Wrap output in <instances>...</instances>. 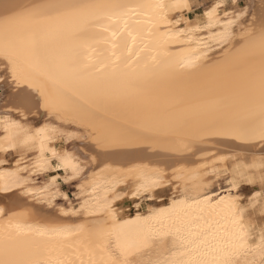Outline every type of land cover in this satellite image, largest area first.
<instances>
[{
    "label": "bare ground",
    "instance_id": "6f19581e",
    "mask_svg": "<svg viewBox=\"0 0 264 264\" xmlns=\"http://www.w3.org/2000/svg\"><path fill=\"white\" fill-rule=\"evenodd\" d=\"M14 2L28 4L31 0ZM94 2L135 5L170 4L173 0ZM256 2L258 11L248 22H244V18L238 22L237 33L241 27L245 30L259 28L264 16V0ZM244 8L248 12L247 6ZM149 19L155 17L130 15L128 29L123 28L122 22H115L113 27L121 30L116 37L102 29L81 35L74 24L45 27L39 49L49 73L61 80L87 78L96 84L93 90L85 91L86 98H90V107L76 114L75 123L63 129L71 135L62 137L65 148L85 168L87 176L77 185L80 196L77 205L69 199L59 202L57 180L54 183H50L51 179L39 181L49 172L36 173L33 168L35 157L29 159L19 150L0 152V160L5 161L0 164V172H15L20 179L16 184L13 182L15 177L0 178V207L22 214L16 217L22 227L74 228L83 224L86 235L93 225L107 227L113 217L117 222H123L135 220L137 216L152 225L156 221L149 217L161 209L169 210L174 200L187 199L191 203L189 197L203 190L202 184L218 177H224L227 182L224 189H231V195L260 201L257 193L264 191L260 184L264 174L260 167L264 164V142L249 130L258 132L262 120L258 111L255 116H249L246 106L234 96L231 87V82L243 80L247 68L241 66L225 81L217 69L221 59L219 52L201 48L200 52H207V55L199 60L190 56L185 59L187 49L174 47L175 43L187 38L186 30L185 35H176L182 25L176 24L172 14L167 27H162L159 22L150 24ZM181 19L191 18L186 14ZM252 20L256 23L252 24ZM18 76L14 77L10 68L6 72L0 62V87L5 92L0 101V146L6 144L3 137L5 120L19 121L30 130L29 135H35L38 127L59 126L47 107L56 85L35 75L27 66ZM96 133L98 144L96 147L89 144L96 148L97 155H94V149L86 147L87 141L91 140L86 137ZM48 135L53 139L51 143L46 142V146L60 151L54 145L56 135L52 132ZM40 139L36 138L37 147ZM83 154L88 155L89 161ZM45 155L50 154L46 152ZM8 156L13 158L11 162ZM25 168L30 171L26 173ZM71 175V168L67 172L61 170L64 179ZM232 180L236 181L234 188L229 183ZM6 183L8 191H4ZM80 184L84 185L83 192ZM164 187L170 189L167 198L155 197L159 192L165 193ZM15 192H21L22 198L6 206L3 198ZM142 198H146L147 209L140 208ZM39 207H45L49 212L44 209L47 214L41 213ZM255 212L251 213V219L257 226ZM169 222L164 220L165 224ZM3 223L0 220V224ZM174 243L168 238L156 241L153 248L135 259L142 264L163 260L171 255Z\"/></svg>",
    "mask_w": 264,
    "mask_h": 264
},
{
    "label": "snow or ice",
    "instance_id": "6c2138e0",
    "mask_svg": "<svg viewBox=\"0 0 264 264\" xmlns=\"http://www.w3.org/2000/svg\"><path fill=\"white\" fill-rule=\"evenodd\" d=\"M242 4L243 0H196V3L173 0L170 4L135 5L94 0H31L28 4L0 0V62L4 64V70L7 72L10 68L16 78L27 66L35 75L56 85L47 107L59 125L38 127L35 135H29L30 130L19 121L5 120L3 137L6 144L0 146V152L19 150L29 159L35 157L33 168L36 173L50 172V183L58 179L56 171L67 172L69 168L72 175L67 180L79 183L85 179V168L76 162L72 153L63 145L60 151L47 147L46 142L51 143L53 139L48 132L54 133L57 140L71 135L63 129L75 123L76 114L90 107V98H86L85 91L93 90L96 84L87 78L61 80L53 77L41 60L40 39L46 26L69 24L76 25L81 35L102 29L116 37L121 30L113 27L115 22H122L123 28L128 29L129 16L138 17L140 14L154 16L155 19L148 22H159L162 27L171 23L169 15L172 14L176 24L182 25L176 35H185V30L188 33L187 38L175 43L174 47L187 49L185 59L190 56L199 60L207 55V52H200L201 48L219 52L221 59L217 69L225 81L241 66L247 68L243 80L231 82V87L234 96L246 106L249 116H255L258 111L262 120L259 130L249 131L264 142V16L259 28L245 30L241 27L237 33L238 22L249 16ZM148 9L151 11H146ZM193 11L200 14L181 19ZM136 22L139 23V19ZM255 23L252 20V24ZM37 137L41 138L38 147ZM46 152L50 155L46 156ZM3 163L5 161L0 160V164ZM260 167L264 173V164ZM23 170L30 171L28 168ZM4 177H15L13 182L20 183L15 172H0V178ZM229 183L233 188L236 186L235 180ZM260 184L264 189V174L260 177ZM200 187L203 190L189 197L191 203L187 199L174 200L169 210L161 209L149 217L156 221L155 224L149 225L139 216L123 222H117L113 217L107 227L93 225L86 235L83 224L74 228L22 227L16 222V217L22 214L0 207V220L4 221L0 224V264H142L135 257L144 255L156 241L166 238L175 242L171 255L148 264H264V224L257 232L251 219V213L260 208V219L264 221V191L257 193L260 201H250L246 196L231 195V189L225 190L223 182L217 185L212 180ZM8 190L6 183L4 191ZM80 190L83 192V184H80ZM61 195L67 200V195ZM166 219L170 221L167 224L164 223Z\"/></svg>",
    "mask_w": 264,
    "mask_h": 264
},
{
    "label": "rangeland",
    "instance_id": "374dc122",
    "mask_svg": "<svg viewBox=\"0 0 264 264\" xmlns=\"http://www.w3.org/2000/svg\"><path fill=\"white\" fill-rule=\"evenodd\" d=\"M257 0H243V4H242V6L244 7V6H247V8H248V13H249V16L247 17V18H244V22H248L249 20H250V18L252 17V15L256 12V11H258V5H257V2H256ZM193 3V2H192ZM194 3H196V0H195V2ZM254 4V5H253ZM255 9V10H254ZM254 11V12H253ZM200 13L198 12V11H193L192 13H190V14H188L189 16H190V18H192V17H194V16H196V15H199ZM246 20V21H245ZM4 94H5V92H4V89L3 88H1L0 87V101H1V99H2V97L4 96ZM29 121H31V122H33L31 119L29 120ZM33 123H35V121L33 122ZM93 134H95V132L93 133ZM97 136H98V134L96 133V135H91V137L89 136V137H86V139H91V140H89V141H87L85 138H84V140H86L87 141V143H86V147H88V148H90L92 151H93V149H94V152H92L93 154L94 153H96V154H94V155H97V151H96V148H94V147H90V145L89 144H91V145H93V146H95V144L97 145L98 143H97V141L96 140H98V138H97ZM95 138V139H94ZM94 140V141H93ZM91 141V142H90ZM87 144H88V146H87ZM54 145L57 147V148H59V149H61V146L63 145L64 147H66V144L63 142V138H60L59 140H57V138L55 139V142H54ZM96 147V146H95ZM90 149H88V152H91V150ZM81 155H82V153H81ZM83 156L85 157V160L86 161H89V157H88V155H86V154H83ZM82 156V157H83ZM12 159L13 158H11V156H8V160L11 162L12 161ZM54 167H55V165H54ZM55 175L58 177V179H57V186H58V188H59V192H60V197H59V202H64V197H63V195H61V193H63V194H65V195H67V199H69V200H71V202L74 204V205H77L78 203H79V201H80V196H78L77 194L79 193V187L77 186L78 185V183L75 181V180H67V179H64L62 176H61V170L60 171H56L55 172ZM51 179V173L49 172V173H47L46 175H44V176H42V177H40L39 178V181H41V180H50ZM67 180V183H65V181ZM215 181H216V183H217V185H219L220 184V182H223V187L225 188L226 187V185H227V182H226V180L224 179V177H218V178H215L214 179ZM226 182V183H225ZM165 188V193H163L164 191H162V192H159V193H157L156 194V196L155 197H162V198H167V196H168V194L170 193V189H168L167 187H164ZM162 193V194H161ZM167 194V195H166ZM157 195H160V196H157ZM163 195V196H162ZM166 195V196H165ZM14 196V197H13ZM17 196V197H16ZM165 196V197H164ZM10 197V199H8ZM9 197H6V198H3V200H2V202L5 204L6 203V206H11L12 204H15L16 202H14V201H18L19 199H21L22 198V195H21V192H15V193H13V194H11ZM12 197L13 198H15V200L14 199H12ZM13 201H12V200ZM8 200L9 201H11L10 202V204L9 203H7L8 202ZM146 200V198H142V199H140L139 200V203H140V208L141 209H147V201H145ZM40 208H41V211H40ZM47 212H49V209H47V208H45V207H39V211L41 212V213H44V214H47L46 213V211ZM132 211H134V208H132L131 209ZM260 211H259V209L257 208L256 209V212H255V216H257L258 217V220H257V226L258 227H260V225L261 224H264V221H261V219H260Z\"/></svg>",
    "mask_w": 264,
    "mask_h": 264
}]
</instances>
